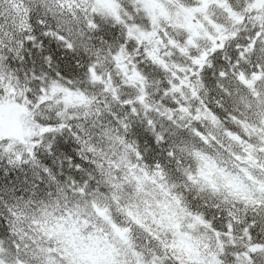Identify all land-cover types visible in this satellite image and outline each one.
<instances>
[{
    "label": "clouds",
    "instance_id": "9594fccd",
    "mask_svg": "<svg viewBox=\"0 0 264 264\" xmlns=\"http://www.w3.org/2000/svg\"><path fill=\"white\" fill-rule=\"evenodd\" d=\"M58 3L59 0H28L30 15L27 35L37 37L34 46H27L26 33L19 32L11 24H0V57L7 58V63L0 60V72L10 74L12 84L16 88L14 94L5 93L4 98H9L13 102L19 101L24 107L27 115L22 114L21 120L24 126L31 128L33 132V136L28 139L40 145L35 162L26 153L17 160L14 153L0 151V243L6 249L12 247L15 244L16 233L27 229L23 232L27 240H21L22 244L36 237L43 247L50 248L55 253L56 264H70L67 255L62 253L70 251L73 244L82 246L92 238L98 241L102 251L111 253L115 264H125V261L132 264L134 258L130 255L129 246L114 233L111 224L97 213V209L110 210L115 207L110 199L112 189L108 179L112 173L118 170L120 176L126 177L133 171L140 175L141 170L146 169L152 182L148 183L142 178L138 191L137 185L129 181L122 190L121 195L124 198L121 205L129 207L128 201L131 200V206L139 212L147 226L152 228V232L160 239H153L151 233L128 225L115 211H109L108 214L121 228L132 227L130 238L135 236L138 240L144 241L142 244L137 242L136 246L142 253L139 259H143L145 264H150V258L157 254L164 257L161 264H177L173 258L175 254L165 251L161 245H167L183 237L175 229L160 228L159 225L152 227L151 214L154 213L156 216L171 214L180 225L179 232L187 233L191 237L190 243L199 245L207 242L212 235L207 224L212 223L219 212H227L230 208L241 210L239 204L234 203L229 195L230 189L226 186L228 181L239 182L240 178L223 173L210 175L206 171L204 161L194 155V152L210 153L215 156L216 148L211 142L205 144L193 135L187 138L183 147L176 143L168 132L175 122H169L163 104L157 112H150L147 116H133L117 108L109 123L116 121L113 126L118 127L119 116L120 119L126 120V127L120 130L122 140L119 143L114 142L115 146L111 153L100 150L99 134L90 128L86 120H72L71 117L96 107L93 101L97 96L104 95L101 86L91 84L89 74L83 71L86 65L91 64L100 73L109 70L116 72L113 54L120 55L121 48L125 49L126 58L131 57L128 60L130 64L137 55L143 56L135 42L126 38L129 26L137 25L148 34L143 45L145 48L152 50V45L157 39L164 43L165 47L161 51L172 53L167 57V61L173 74L176 72L174 64L181 66L189 64V58L199 55L200 52L189 48L187 55H182L177 49L167 47L169 39L181 43L189 33L175 27L177 6L168 4L166 0H163L162 6L167 9V13L160 17H152L145 13L138 0H116L115 15L101 11L96 0H80L77 5L80 10L79 16L74 28L71 29L67 26V17L62 14L64 10L57 7ZM183 3L187 7H192L196 5L197 0H183ZM231 7L239 17L237 23H233L219 10L213 11L216 12L219 22L228 26V32L232 37L228 41L229 44L238 43L242 47L253 30L264 23V2L231 0ZM89 22L95 27L89 28ZM55 31L63 32L66 37L64 43L43 36L44 32ZM113 32L116 33L115 38L112 36ZM121 39L124 40V44H120ZM22 40L25 41L23 45ZM130 42L132 46L128 50L125 45ZM41 43L44 46L43 50L40 47ZM69 43L72 45L70 49L67 48ZM199 43L202 48L212 47L208 40ZM52 50L58 51L60 55L49 67L42 57L44 53ZM61 60L65 62L63 70L70 77L69 90L90 96L91 99L86 104L81 105L74 101L66 104L63 93L50 92L46 94L44 101H38L35 87H29L33 84L31 77L33 69L49 74L51 79V73L61 70L62 66L58 62ZM144 60L146 61L147 57H144ZM141 62L137 61V64ZM158 71L159 68L153 69V72ZM161 76L164 79L168 78L167 73H161ZM151 78L153 77L149 74V79ZM29 91L32 92L31 101H27L25 96ZM148 91L151 97V86L148 87ZM206 98L211 104L214 96L209 92ZM164 99L167 98L160 97V100ZM250 104L252 111L264 112V96L259 100H251ZM78 123L83 126L84 131L76 128ZM61 125L65 126V130L56 133L44 134L39 130L40 127L60 128ZM202 126L210 137L214 136L212 129L207 125ZM67 128H71L72 131H68ZM73 132L76 135H73ZM12 139L14 137L4 136L0 138V142H11ZM52 143L55 147L53 153L49 154L46 146ZM15 151L23 153L24 150L17 144ZM74 180L77 189L82 186V182L90 180L95 188H101L103 192L96 196L93 193L98 191L90 187L87 195H73ZM13 188H16L17 192L24 189V197L34 201L33 208L23 217L9 213L21 198L12 191ZM242 188L250 198L254 197L255 200L264 203V191L258 192L254 185L242 184ZM128 192H131L130 196L127 195ZM61 193L72 202V207L65 211L62 204L56 216H68L69 212L73 213L75 210L88 221V225L81 223L79 232L73 234L70 232L68 217L65 221L68 225L65 232L44 236L31 221L42 219L41 208L44 204L54 208ZM149 206L151 213H148ZM252 210L250 208L249 216L252 215ZM198 218L203 219L205 223L201 224ZM212 250L201 249L205 257ZM28 254L33 255L31 251Z\"/></svg>",
    "mask_w": 264,
    "mask_h": 264
},
{
    "label": "trees",
    "instance_id": "16d2710c",
    "mask_svg": "<svg viewBox=\"0 0 264 264\" xmlns=\"http://www.w3.org/2000/svg\"><path fill=\"white\" fill-rule=\"evenodd\" d=\"M176 1L179 2L181 5L185 6L183 0ZM138 2L140 3V0H138ZM261 2H264V0H261ZM226 9H228L227 16L232 18L234 16H237L234 9L231 7V0H226ZM111 13L115 15L116 6L113 8V11ZM29 15L30 8L28 6V0H0V24H11L13 27L17 28L19 32L27 33L29 31ZM160 16L161 15H158V17ZM237 22L239 21H233V23ZM211 24V26L219 28L221 22L212 21ZM223 24L226 28H224L222 31L219 32V29L215 30L211 28V31L209 32V34L213 35L221 34L219 36L218 42L222 45L216 47H223L225 41L230 40L232 38L230 33L228 32V26L225 23ZM130 27H136L138 29L140 28L137 25H131L127 28V40L135 42V38L131 35H135L137 32L134 29L132 30ZM164 35H166V33H164ZM157 40L160 44H162L163 47L165 46L163 42H161L159 39ZM172 41L177 42L175 40L169 39L167 41V44ZM185 47L186 46H184V44L179 43V47L177 48V50H184V52L180 54L187 55L188 51ZM216 47H213L212 49L202 48L201 46L199 47L208 51L206 52L205 56L207 63L203 66V68L205 66L211 68L212 61L207 57L208 55H210L211 51ZM229 47H231V45ZM170 48L176 49L175 47ZM144 57H147L146 61H142L140 57H137L133 62L136 65L133 68L134 72L138 74L139 79H144V81L141 83L133 82L128 88L122 85L121 82H117V79L113 78L112 83L108 84V79L105 77V75L110 70L104 73H100L95 69V73L89 74L91 84L100 85L101 91L104 93V95L97 96L96 100L93 101V104L97 105L96 107H93L90 110L86 109L83 113L72 116L71 119L86 120L90 125V128L96 130L99 134V140L101 142L100 150L102 152L107 150L109 153H111L112 149L115 146L114 142L119 143L122 140V137L120 136V130L126 127V120L120 119L119 116H117V120H119L118 127L113 126L116 121L109 123V121L112 120V115L115 114L117 108L123 109L124 113H131L133 116H147L150 112H157L160 105L163 104L165 105V116L169 119V122H175L174 124H172V127L168 129V132L170 134V137L175 140L176 143L183 147L187 138L193 135L198 137L200 141L205 144L211 142L216 148L215 157L220 158L226 162L227 170H235V166L233 165L234 160H232L231 158V151L235 148L238 149L239 147L238 143H231L228 141L230 137L227 136V133L238 135L242 142L246 143L247 140L250 141L251 138H253L248 137V134L252 133L253 125H261V128L264 129V123L259 122L260 118L264 115V112L252 111L250 104L251 100H259L262 96H264V73L258 72L255 76H249L245 69L243 67H240L239 62H229V54L226 50L222 55V59H224L226 64L228 65L227 75L224 78H220L213 71L211 72L210 81L209 79L203 76L202 72H200V74L196 76L197 81L200 80L201 82L200 85H195L196 98L188 96L190 98L188 99V103L185 100L186 96L183 98H170L169 96L171 94L164 93V91L166 92V90H168L166 87L170 85L171 80L173 78L179 77L181 73L176 70L175 76H172L168 66L169 63L162 64L161 67L159 65L153 64V62L157 60V58H154V56L148 55ZM189 59V64H186L184 66L178 64L180 67H183L187 73L188 69L191 67L193 56ZM137 61L142 62L137 64ZM241 61L244 64L248 65L249 70L251 69L252 65L249 64L247 60L241 57ZM141 65H143V67H141ZM155 68H159V71L153 72V69ZM179 70L184 71L182 69ZM161 73H167L168 78L164 79L161 76ZM149 74H151L153 78L149 79ZM94 75H98L100 78H102L104 80V83L98 81L97 79H94ZM248 78L252 79V85L245 83ZM209 83L211 84V89H209ZM149 86H151L152 91L151 97L149 96L148 91ZM180 89L185 90L184 87ZM174 91L175 90H173L172 92ZM209 92L211 93V95L214 96V99L211 104L208 103V100L206 98ZM75 93L76 94L68 96V100L83 105L91 99L90 96L85 95L83 92ZM140 93H142L143 96H139ZM161 96H164L167 99L160 100ZM196 101L198 104L201 105L202 109L207 112L205 118L201 117L200 115L196 116L194 111L190 109ZM182 108H184V110ZM206 123H212L210 129H212L214 132L213 137H210L208 135V132L202 126ZM76 128L80 129L81 131H84L83 126L79 123L76 124ZM180 133H183V135H180ZM225 145L228 147H226ZM194 155H196L198 158L200 157L197 152H194ZM208 155L210 156L211 154L209 153ZM136 176L137 174L135 173V171L131 172L126 177L120 176L118 174V170L112 173L108 177V179L110 181V187L112 189V195L110 199L111 202H113V204L115 205V207L114 209L110 210L97 209V213L104 219L107 216L112 219L111 215H109L108 212L115 211L120 217H122L127 222L128 225L143 229L145 232L151 233L153 239L159 240V236H157L155 232H152V228L147 226L143 217L139 214L137 210H135L131 206V200L128 201L130 205L129 207H124L121 205V200L124 198L121 195L122 190L126 188L129 181H131L132 184L136 185L140 181V179H138ZM140 177H147V179L144 180L148 183L152 182L151 177L149 176L146 169L141 170ZM12 191L16 192L17 195L21 197H24L25 195L24 189H20L19 192H17V189L13 188ZM93 194L96 196L100 195L99 192H94ZM73 195L76 194L73 193ZM127 195L130 196L131 192H128ZM229 195L233 198L234 203L239 204L241 210L237 211L236 208H230V210L227 212H219V215L216 216V219H220L223 221L220 226L219 233L225 231V227L227 225H231L235 231L245 233L243 236L246 238V240H248V243L250 244L249 247L251 248L253 241L256 238L250 235V233L248 232L245 220L246 217L249 216L250 208H252L253 205L258 204L259 201L252 202L249 200H245V198L233 197L231 193H229ZM27 200L30 199L26 198L25 201H19L23 210V214L21 215V217H23L32 209L27 206ZM59 202V206L55 205L54 208H49V212L54 211L57 215V210L62 204L65 206V211L67 210V208L72 207V202L67 199V196L64 193H61ZM148 208L151 207L149 206ZM68 217L70 220V232L73 234L79 232L81 223H83L84 225H88V221L84 220L82 216L75 212V210ZM126 228L130 229L132 227ZM217 230L218 229H216V231ZM61 232H65V228L63 226H57L54 229H50L49 236L59 234ZM216 236L217 237L213 240L212 243H214L215 245L218 244L224 246L225 236L218 234H216ZM133 240L135 243H144L143 240H138L137 237H135ZM177 243L182 247L191 246L193 249L199 250L197 247H195V245H191L190 243H185L180 240H177ZM94 247L98 250L101 246H98L97 240L89 238L82 246H76L73 244L71 250H66L65 253H62V255H67L70 264H95L93 262V257H91V251H93ZM161 247L163 248V245H161ZM74 251H77L79 261L75 262V253H73ZM167 252H169V249H167ZM243 252H245L244 249ZM173 258L175 259L174 256ZM238 258H240L239 261H236L239 263L241 261H247L245 259H242V256ZM177 264L197 263L196 260H194L193 257L190 255V253H188L187 256L181 255L179 256V258L177 257Z\"/></svg>",
    "mask_w": 264,
    "mask_h": 264
},
{
    "label": "rangeland",
    "instance_id": "374dc122",
    "mask_svg": "<svg viewBox=\"0 0 264 264\" xmlns=\"http://www.w3.org/2000/svg\"><path fill=\"white\" fill-rule=\"evenodd\" d=\"M166 2L168 4L174 5L171 0H166ZM96 3L99 5L101 11H107L110 13L116 6L115 0H96ZM140 5L142 7V10L152 17H158V15L162 16L167 13V9L163 8L162 6L163 0H140ZM214 9L219 10V12L223 13L225 17L232 18L227 16L228 9H226V0H197L196 5L192 7H185L183 9L177 7V13L174 19L175 27L182 29L186 33H189L188 36L193 37V42L199 43L200 41L208 40L211 43H216L219 40V36L221 34H211L213 38H210V36L208 35V33L210 32V23H212V21L219 22V20L216 18V12L213 11ZM192 15H194L202 23V25L204 26L203 29L190 24V17ZM230 20L239 21V17L234 16ZM130 28L132 30L134 29L137 32L135 35H130L135 38V44L138 47L139 52L143 53V56L137 55L136 58L140 57L142 61H144V56L151 55L154 56V58H157V60L153 62V64L155 65H159L162 67V64L168 63L167 57L172 53L170 51H168L167 53L161 51V49L165 46L163 47L162 44H160L158 40H156V42L152 45V50L143 47V45L146 43V37L148 34L144 33L143 30H140L136 27ZM224 28H226L225 25L221 23L219 26V32ZM167 47H175L177 49L179 47V43L172 41L167 44ZM178 52L180 53L179 50ZM120 53L121 54L118 56V58H114V66L116 68V72L110 70L105 75V77L108 79L107 83L111 84L113 78L117 79V82H121L122 85L128 88L133 82H143L144 79H139L138 74L133 70V68L136 66L133 63L134 60H132L131 64L128 62L131 57L126 58L125 49H121ZM173 67L177 71H179L181 75L171 80L170 85L166 87L168 90H166V92L164 91V93L171 94L169 96L170 98H183L186 96L185 100L188 102V99H190L188 96L195 97V85H200L201 82L200 80L197 81L196 76H193V71L190 68L188 69L187 73L186 70H184V68L180 67L178 64H174ZM179 69H182L184 71H180ZM171 75L175 76L173 72H171ZM98 81L104 83V80L102 78H100ZM245 83L252 85V79L248 78ZM182 87H184L185 90L180 89ZM173 90L175 91L172 92ZM139 96H143V94L140 93ZM182 109L184 110V108ZM190 109L194 111L196 116L200 115L201 117L205 118L207 115V112L202 109L201 105L198 104L197 101ZM17 112L18 107L16 106L15 102L11 101L9 103H0V138L4 136L12 137L18 131ZM259 122L264 123V115L260 118ZM205 125L210 128L212 126V123H206ZM227 136L230 137L228 139L229 142L238 143L239 147L238 149L235 148L231 151V158L232 160H234L233 165L235 166V170H227L226 162L212 155L209 156L208 154H201L197 152L200 156L199 159L204 161L205 169L210 175L214 173H223L225 175L240 178L239 182H233L230 180L226 183V186L230 189L229 193H231L233 197L245 198V200H249L252 202L257 201L254 197H249V195L242 188V184L254 185L258 192L264 191V156L258 152V148L264 145V129L261 128V125H253L252 133L248 134V137L253 138H251L250 141L247 140L246 143H243L240 137L236 134L227 133ZM136 177L140 180L142 178L140 177V175H137ZM148 213H151V208H148ZM151 215L153 217L152 226L156 227L157 225H159L160 228H167L170 230L175 229L177 233L183 237L182 239L171 241L167 245L162 244L165 251L169 249L170 253L175 254L174 257L176 261L177 257L179 258V256L181 255L187 256V254L190 253L193 259L196 260L197 264H225L222 257L225 255L227 250H232L228 253L229 255H232L233 257L242 256V259L247 260V256L245 255V252H243V249L244 251L246 249H250V244L248 243V240H246V238L243 236L245 233L235 231L231 225H227L225 227V231L219 233V230L216 231L215 228H212V223H208L207 227L212 234L211 239L207 242L199 244L198 246L195 245V247L199 249L195 250L191 246L182 247L178 245L177 240L183 241L185 243H190L191 237L187 233L179 232L180 225L175 221V218L171 214H161L160 216H156V214L152 213ZM105 220L109 224H111L114 233L129 246V252L130 255L134 258L133 260L139 259V257L142 256V253L138 250L136 243L133 240L135 236H132V238H130V234H132V228H121L108 216L105 217ZM198 220L201 224L205 223L203 219L198 218ZM215 233L225 236L224 246L218 244L215 245L214 243H212L213 240L217 237ZM190 244L194 245L192 243ZM210 248L213 250L208 253L207 257H205L201 253L200 249L208 250ZM73 253H75V262L79 261L77 251H74ZM91 257H93V262L95 264H98V262L99 264H114L111 253L102 251L101 247H99L98 250L94 247L93 251H91ZM239 259L240 258H238L237 261H239ZM237 261L236 264L245 263V261H241L240 263ZM125 264H128V262L125 261Z\"/></svg>",
    "mask_w": 264,
    "mask_h": 264
},
{
    "label": "snow or ice",
    "instance_id": "6c2138e0",
    "mask_svg": "<svg viewBox=\"0 0 264 264\" xmlns=\"http://www.w3.org/2000/svg\"><path fill=\"white\" fill-rule=\"evenodd\" d=\"M80 3V0H59L57 7L62 8L63 15L67 17L68 20V27L74 28L75 22L77 17L79 16V9L77 5ZM89 28H94L95 25L92 22L88 23ZM264 23L260 25V27L253 30L252 34L249 35L248 39L243 43L241 47L240 44H229V40L225 41L223 47H216L214 48L210 55H208V59L212 61L211 68L205 66L201 69L203 76L211 81V72H215L216 75L220 78H224L227 75V67L225 60L222 59L223 53L227 50L229 54V62H239L240 67H243L245 71L248 73L249 76H255L258 72L264 73ZM44 37H50L53 41H58L64 43L66 37L64 36L63 32L55 31V32H44ZM113 38H115L116 33H112ZM26 41L27 46L31 47L34 46L37 37L35 35H27L26 33ZM47 42V40H45ZM193 42L192 36H187L186 39L182 40L181 43L184 46H189ZM25 43L24 40L21 41L23 45ZM216 43H219L218 41ZM120 44H124V40H120ZM231 45V47H229ZM132 43L125 45V48L130 50ZM41 50H43V43L40 45ZM72 45L69 43L67 44V48L70 49ZM60 53L58 51L52 50L50 52L43 54V60L47 63L49 67H51L52 62L54 60H58ZM114 58H118V54H113ZM241 57L248 61L249 64L252 65L251 69H248V65L244 64L241 61ZM4 63H7V58L0 57ZM61 64V70L51 73V79H49V74L42 73L36 69H33L31 73V77L33 79V84H30L29 87H35V91L37 92V100L44 101L46 99L47 93H63L65 95V102L66 104H70L71 101L68 100V96L76 94L74 91L69 90V80L68 73L63 70L65 66L64 61H58ZM39 63V61H37ZM143 67V65H141ZM193 67H199V55L196 56V59L193 61ZM223 69V70H222ZM83 71L88 74L95 73V68L88 64L83 68ZM75 72V69H73ZM94 79L99 80L100 77L98 75L94 76ZM16 92V88L12 84V78L10 74L0 72V103H9L12 100L9 98H4L5 93L14 94ZM26 100L31 101L33 100L32 92L29 91L25 93ZM16 106L18 107L17 112V129L18 131L12 137L14 139L11 142H0V151L14 153L16 155L17 160L21 159L23 154L26 153L28 156L32 158V160L36 161V152L40 145L33 143L28 139V137L33 136V132L31 128L25 127L22 120L21 115H27L25 112L24 107L19 103V101L15 102ZM38 126V125H37ZM41 133L49 134V133H56L59 131L65 130V126L61 125L60 128H50V127H40L39 128ZM68 131H72L71 128H67ZM73 135L76 133L73 132ZM183 135V133H180ZM149 143H151V139H149ZM17 144L23 148V153L16 152L15 149ZM55 144H48L46 146V150L49 154L53 153ZM77 173H79V166L77 165ZM47 171V169H45ZM142 179V178H141ZM143 179H147L144 177ZM140 182L136 184L137 190H140ZM90 187H94L92 181H87L86 183L82 182V186L77 189L75 187V180L73 181L72 191L77 196L79 195H87L88 189ZM98 192H103L101 188H95ZM51 193H49V196ZM25 197H21L20 201H25ZM59 200L56 201V205L59 206ZM34 201L27 200V206L29 208H33ZM49 207L47 204H44L41 208L42 219L39 221L33 219L31 223L35 225L37 228L40 229L41 233L44 236L50 235V229H54L57 226H63L66 228L68 225L65 223L67 221L68 216L71 213H68V216H59L57 217L55 212H49ZM252 215L247 216L245 223L247 226V230L256 239L253 241L252 247L250 249L245 250V255L247 256V261L245 264H264V203L259 202L258 204L253 205L252 207ZM10 214H15L16 216H21L23 214V210L21 208L20 203L18 202L16 207L9 210ZM130 215V213H129ZM222 220L214 219L212 221V227L216 229H220L222 224ZM27 231L24 229L23 231L17 232L16 236L14 237L15 244L10 248H5V246L0 243V264H56V257L55 253L50 248H45L42 244L37 241L36 237H32L31 241H28L25 244H22L21 240H27V237L24 236L23 232ZM24 251H21V249ZM29 251L33 253L32 256H29ZM232 250H227L225 255L222 257L225 264H236V260L238 257H233L228 253ZM164 260V257L157 254L150 258V264H161V261ZM115 264V262H114ZM132 264H145L143 259H136L132 261Z\"/></svg>",
    "mask_w": 264,
    "mask_h": 264
},
{
    "label": "water",
    "instance_id": "95a60500",
    "mask_svg": "<svg viewBox=\"0 0 264 264\" xmlns=\"http://www.w3.org/2000/svg\"><path fill=\"white\" fill-rule=\"evenodd\" d=\"M190 23L193 25H200L199 22L194 17L191 18ZM260 152L264 154V147L260 149Z\"/></svg>",
    "mask_w": 264,
    "mask_h": 264
},
{
    "label": "flooded vegetation",
    "instance_id": "af4514ba",
    "mask_svg": "<svg viewBox=\"0 0 264 264\" xmlns=\"http://www.w3.org/2000/svg\"><path fill=\"white\" fill-rule=\"evenodd\" d=\"M190 46H192V47H196L197 46V43H195V42H192V44L190 45ZM196 59V58H195ZM200 59V58H199ZM200 61V60H199ZM200 63V62H199ZM196 69H200V65H199V67H196Z\"/></svg>",
    "mask_w": 264,
    "mask_h": 264
}]
</instances>
